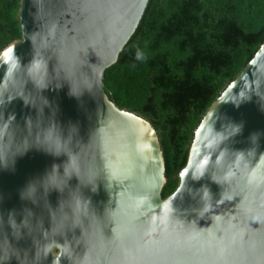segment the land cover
I'll return each instance as SVG.
<instances>
[{
	"label": "water",
	"instance_id": "1",
	"mask_svg": "<svg viewBox=\"0 0 264 264\" xmlns=\"http://www.w3.org/2000/svg\"><path fill=\"white\" fill-rule=\"evenodd\" d=\"M148 1L19 0L0 50V264H264V40L162 197L157 131L103 82Z\"/></svg>",
	"mask_w": 264,
	"mask_h": 264
},
{
	"label": "trees",
	"instance_id": "2",
	"mask_svg": "<svg viewBox=\"0 0 264 264\" xmlns=\"http://www.w3.org/2000/svg\"><path fill=\"white\" fill-rule=\"evenodd\" d=\"M19 0H0V50L20 38ZM264 40V0H149L103 76L119 108L146 118L164 156L162 197L178 184L193 132L209 105ZM137 52L144 59L137 60Z\"/></svg>",
	"mask_w": 264,
	"mask_h": 264
},
{
	"label": "clouds",
	"instance_id": "3",
	"mask_svg": "<svg viewBox=\"0 0 264 264\" xmlns=\"http://www.w3.org/2000/svg\"><path fill=\"white\" fill-rule=\"evenodd\" d=\"M136 59H137V60H142V59H144V57L142 56L141 53L137 52ZM38 63H39V62H37V64H38ZM205 194H206V198H205ZM208 195H209V193H208V192H205V193H204V198L207 199V198H208ZM223 197H224V193L222 194V199H223ZM206 208H207V205H206Z\"/></svg>",
	"mask_w": 264,
	"mask_h": 264
},
{
	"label": "snow or ice",
	"instance_id": "4",
	"mask_svg": "<svg viewBox=\"0 0 264 264\" xmlns=\"http://www.w3.org/2000/svg\"><path fill=\"white\" fill-rule=\"evenodd\" d=\"M11 52H12V49H9V53H11ZM9 53H5V55L8 56Z\"/></svg>",
	"mask_w": 264,
	"mask_h": 264
}]
</instances>
